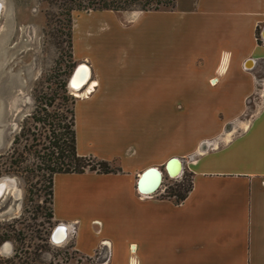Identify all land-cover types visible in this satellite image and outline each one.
Returning <instances> with one entry per match:
<instances>
[{
  "label": "crops",
  "instance_id": "obj_1",
  "mask_svg": "<svg viewBox=\"0 0 264 264\" xmlns=\"http://www.w3.org/2000/svg\"><path fill=\"white\" fill-rule=\"evenodd\" d=\"M84 13L71 54L95 86L73 104L75 150L120 170L54 173L52 220L105 264H264V0ZM173 105L185 121L174 146ZM232 121L243 129L228 138ZM173 153L192 155L185 198L141 194L139 175Z\"/></svg>",
  "mask_w": 264,
  "mask_h": 264
},
{
  "label": "rangeland",
  "instance_id": "obj_2",
  "mask_svg": "<svg viewBox=\"0 0 264 264\" xmlns=\"http://www.w3.org/2000/svg\"><path fill=\"white\" fill-rule=\"evenodd\" d=\"M2 1L0 177L13 179L20 194L14 198L8 193L0 200V264H105L104 251L92 257L75 251L72 234L62 243L50 240L57 223L48 215L49 168L59 161L57 146L66 147L62 141L69 135L73 101L77 98L68 84L76 66L83 63L74 61L69 54L64 1ZM84 12L87 11H72L71 24L77 19L83 27L87 23ZM174 106L173 146L185 127L181 123L185 121L178 119L181 105ZM256 110L257 104L251 98L241 117L243 121ZM235 124L232 121L225 125L224 132L231 133L228 138L243 129L235 128ZM217 139H211V146L205 149L214 146L213 141L217 144ZM173 156L182 161L183 170L174 178L164 170L163 163L157 166L163 172L161 186L156 191L160 196L179 183L187 185L190 180L184 163L192 155L173 153Z\"/></svg>",
  "mask_w": 264,
  "mask_h": 264
},
{
  "label": "trees",
  "instance_id": "obj_3",
  "mask_svg": "<svg viewBox=\"0 0 264 264\" xmlns=\"http://www.w3.org/2000/svg\"><path fill=\"white\" fill-rule=\"evenodd\" d=\"M64 1V12L65 18L67 20L68 32H67V43L71 54V12L74 10H128V9H138V10H158L163 8L174 7L175 0H62ZM71 74V73H70ZM70 76V75H69ZM55 92H53V95ZM74 104V101H73ZM72 123L69 129V135L66 140L62 143L66 147L58 145L60 148V155L58 156L59 161H56L52 167L49 168V188L50 195L52 198V176L54 173L58 172H75L80 173L86 169L95 171L96 173H110L118 172L120 168L114 163L108 160L99 159L94 156H79L75 150V131H74V114L72 112ZM40 121V119H36ZM191 187V181H188L187 185L179 183L175 188H170V190H165L163 196L165 197H175L176 202L183 200ZM51 203V202H50ZM49 217H52V210L48 213Z\"/></svg>",
  "mask_w": 264,
  "mask_h": 264
},
{
  "label": "bare ground",
  "instance_id": "obj_4",
  "mask_svg": "<svg viewBox=\"0 0 264 264\" xmlns=\"http://www.w3.org/2000/svg\"><path fill=\"white\" fill-rule=\"evenodd\" d=\"M2 3H3V1L0 0V8L2 6ZM249 63H250V66H246L247 68H250L253 65L251 61H249ZM80 64H82V65L78 69L76 75L72 79L70 77L71 80H69V84H68L71 91H73V93L78 98L80 96H83L85 93H87V95L90 94L93 91V87L95 86V83L93 81H90L91 72H90L89 67L85 63H80ZM86 85H87V88L85 89ZM207 145H209V144L206 143V145H205V143H202L201 149H204ZM176 159L177 160H175L173 162L171 161L168 164L169 172H168V170H166V168L164 166V170L167 172V174L169 173L170 177H174V178L177 177V175H179L183 169L182 161L178 158H176ZM180 167H181V170L178 172ZM157 170L160 171V173H158ZM157 170L151 171L152 173L155 172L157 174V179H156V177H155V179L152 177V179H153L152 184L153 185H152V187H150L148 189L150 191L153 190V192L151 194L155 193L159 189V187L161 186L162 179H163V172L159 169H157ZM140 175H139V177H140ZM158 175H160V179L158 178ZM140 189L143 190L144 187L142 185H140ZM139 192L141 193V191H139ZM8 193H10L11 196H13L14 198H17L20 194V191L15 188V181L13 179L8 178V177H0V200L2 198H4ZM53 238L56 242L62 243L67 238L66 228L62 227V228L57 229V231L53 235Z\"/></svg>",
  "mask_w": 264,
  "mask_h": 264
},
{
  "label": "water",
  "instance_id": "obj_5",
  "mask_svg": "<svg viewBox=\"0 0 264 264\" xmlns=\"http://www.w3.org/2000/svg\"><path fill=\"white\" fill-rule=\"evenodd\" d=\"M261 37L264 39V28L261 30ZM82 64H78L77 66H76V68L74 69V72H73V74H72V76H71V79L76 75V73H77V71H78V69L80 68V66H81ZM70 79V80H71ZM175 160H177L175 157H173V158H170L167 162H166V165H165V168H166V170H168V172H169V167H168V164L172 161H175ZM152 170H157L156 169V167H149V168H147V169H145L142 173H141V175H140V177L138 178V180H137V189L139 190V191H141L142 193H152L153 192V190L152 191H150V190H148L150 187H152V177L155 179V177H156V179H157V174L154 172V173H152L151 171ZM181 170V167L179 168V170H178V172ZM157 172L158 173H160V171H158L157 170ZM177 172V173H178ZM168 175H169V173H168ZM170 176V175H169ZM177 176H179V175H177ZM158 178L160 179V175H158ZM151 183V184H150ZM140 185H142L143 187H144V189L142 190V189H140ZM62 227H64V228H66L63 224H58V225H56L54 228H53V230L51 231V235H50V240L53 242V243H59V242H56L55 240H54V238H53V235L55 234V232L57 231V229H59V228H62Z\"/></svg>",
  "mask_w": 264,
  "mask_h": 264
},
{
  "label": "built area",
  "instance_id": "obj_6",
  "mask_svg": "<svg viewBox=\"0 0 264 264\" xmlns=\"http://www.w3.org/2000/svg\"><path fill=\"white\" fill-rule=\"evenodd\" d=\"M261 33V32H260ZM261 35V34H260ZM260 39H261V41L262 42H264V39L260 36ZM209 146V145H208ZM210 146H211V144H210ZM183 170V169H182ZM180 175V174H179ZM141 194H143V195H151V194H149V193H142L141 192ZM58 224H63V223H57L56 225H58ZM55 225V226H56ZM64 225V224H63ZM65 227H66V225H64ZM53 230V229H52ZM66 230H67V235L68 234H73V232H74V229L72 228L70 231L67 229V227H66Z\"/></svg>",
  "mask_w": 264,
  "mask_h": 264
}]
</instances>
